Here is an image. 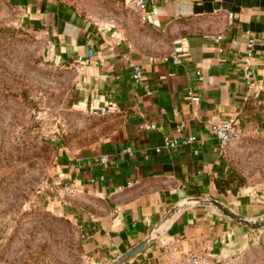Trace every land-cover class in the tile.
Segmentation results:
<instances>
[{
	"label": "crops",
	"instance_id": "1",
	"mask_svg": "<svg viewBox=\"0 0 264 264\" xmlns=\"http://www.w3.org/2000/svg\"><path fill=\"white\" fill-rule=\"evenodd\" d=\"M19 1L41 34L53 41L50 57L83 68L77 70L76 104L99 123L93 142L65 148L57 165L66 208L89 229L93 264H105L138 242L128 218L132 225L156 222L182 195L235 205L216 184L227 177L232 145L222 149L209 123L240 119L247 107L264 105V0H146L142 32L128 33L119 25L108 29L113 21L82 16L51 0ZM247 31L255 39L252 86L243 71ZM131 62L143 69L140 84L133 79ZM189 92L196 100H189ZM103 107L115 112L91 114ZM149 124L157 129L143 128ZM191 136L197 138L191 145L163 148L165 139ZM225 230L222 223L190 216L172 240L156 244L131 264H193L190 254L204 258L199 264H221L213 255L229 234Z\"/></svg>",
	"mask_w": 264,
	"mask_h": 264
},
{
	"label": "rangeland",
	"instance_id": "2",
	"mask_svg": "<svg viewBox=\"0 0 264 264\" xmlns=\"http://www.w3.org/2000/svg\"><path fill=\"white\" fill-rule=\"evenodd\" d=\"M51 2L113 21L124 33L142 32L131 0ZM26 9L0 0V264H93L89 229L66 208L57 165L65 148L92 143L99 123L76 104L77 70L50 57ZM243 118L244 139L230 150L231 167L244 180L237 196L264 188V105H251ZM257 235L221 264H264V232Z\"/></svg>",
	"mask_w": 264,
	"mask_h": 264
},
{
	"label": "water",
	"instance_id": "3",
	"mask_svg": "<svg viewBox=\"0 0 264 264\" xmlns=\"http://www.w3.org/2000/svg\"><path fill=\"white\" fill-rule=\"evenodd\" d=\"M236 199L241 203L240 206L210 196L182 195L156 222H138L132 225L128 218V228L138 233V242L129 249L115 254L105 264H131L135 258L150 251L156 244L172 240L180 223L195 215L222 223L225 231H229L217 246L213 255L216 260H222L230 253L243 251L250 236L258 238L257 233L264 232V209L252 211L253 204L264 206V188L243 190L241 196H237Z\"/></svg>",
	"mask_w": 264,
	"mask_h": 264
},
{
	"label": "built area",
	"instance_id": "4",
	"mask_svg": "<svg viewBox=\"0 0 264 264\" xmlns=\"http://www.w3.org/2000/svg\"><path fill=\"white\" fill-rule=\"evenodd\" d=\"M133 5L136 7L137 12L139 13L140 20L145 22L147 20L148 16V2L146 0H131ZM107 28L110 30H116V25L114 23H109L107 24ZM246 35L248 37V43H247V51L243 60V71H244V77L246 80V83L249 86L253 85L254 81V76H253V48L255 45V39L252 35L251 31H247ZM41 40L45 42L46 48L50 51L53 49V41L48 39L45 35H42L40 37ZM131 47V46H130ZM94 52L92 50L89 51V56L92 57ZM176 63L179 62V60H175ZM79 62H82V59H79ZM131 69H132V75L133 79L137 84H140L143 82L144 79V73L143 69L140 65L135 64L134 62H131L130 64ZM83 68L81 67L80 69L77 70H82ZM147 90V95L148 96H153L154 92L146 87ZM189 100H196L193 97V93L189 92ZM115 112L113 109L109 107H103V108H97L91 111V114L94 116H99V117H105L111 113ZM184 125H180L177 128V132H181L182 128ZM143 128L147 130H155L157 127L155 125H144ZM209 130L211 134L219 141L220 146L222 149H227L229 146L239 143L244 139V132L243 129L241 128L240 125V120L237 117H232L228 118L225 120H214L209 123ZM197 141V138L195 136H191L188 138H183L181 141L175 140V139H165L163 148H175L179 145H184L188 146ZM126 152L129 154H132L133 150L132 148H127ZM157 152H160V149H157ZM102 163L104 166H108L109 163V157L104 156L102 158ZM66 193L68 194H73L72 189H66ZM203 257H196L190 254L189 260L193 264H199L200 262L203 261Z\"/></svg>",
	"mask_w": 264,
	"mask_h": 264
},
{
	"label": "trees",
	"instance_id": "5",
	"mask_svg": "<svg viewBox=\"0 0 264 264\" xmlns=\"http://www.w3.org/2000/svg\"><path fill=\"white\" fill-rule=\"evenodd\" d=\"M250 106L245 109V112H243L240 115V125L241 128L245 129L244 127L246 126V123L244 121V115L249 110ZM263 130H264V125H263ZM235 172L234 168L230 167L228 172H227V177L224 180H217L216 184L219 189V191L222 194H233L236 195L240 188L244 186V180L243 178ZM239 181V183H237Z\"/></svg>",
	"mask_w": 264,
	"mask_h": 264
}]
</instances>
